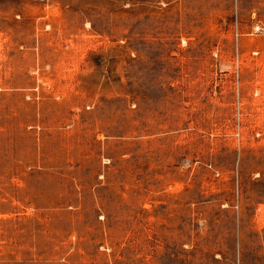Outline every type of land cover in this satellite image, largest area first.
<instances>
[{
  "label": "rangeland",
  "instance_id": "374dc122",
  "mask_svg": "<svg viewBox=\"0 0 264 264\" xmlns=\"http://www.w3.org/2000/svg\"><path fill=\"white\" fill-rule=\"evenodd\" d=\"M0 264H264V0H0Z\"/></svg>",
  "mask_w": 264,
  "mask_h": 264
}]
</instances>
